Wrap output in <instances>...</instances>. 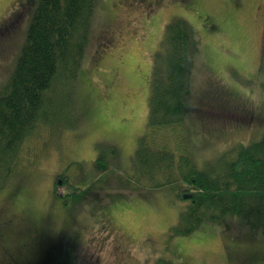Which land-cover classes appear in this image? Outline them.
Here are the masks:
<instances>
[{
    "label": "rangeland",
    "instance_id": "1",
    "mask_svg": "<svg viewBox=\"0 0 264 264\" xmlns=\"http://www.w3.org/2000/svg\"><path fill=\"white\" fill-rule=\"evenodd\" d=\"M38 3L0 0V91ZM176 25L188 108L152 124ZM88 29L74 78L46 92L53 123L36 121L0 178V264H264L253 217L200 220L199 206L180 224L202 180L264 131V0H94Z\"/></svg>",
    "mask_w": 264,
    "mask_h": 264
},
{
    "label": "trees",
    "instance_id": "2",
    "mask_svg": "<svg viewBox=\"0 0 264 264\" xmlns=\"http://www.w3.org/2000/svg\"><path fill=\"white\" fill-rule=\"evenodd\" d=\"M93 3L94 0H39L17 62L0 91V178L14 170L12 159L18 153V140L34 132L36 121L43 118L44 122L53 123L56 109L46 92L74 78L85 52ZM166 42V80L153 91L152 124L162 121L157 119V114L167 121L169 116L183 114L188 108V100L180 104V98L188 99L189 91L183 86V79L191 65L184 28L172 27ZM245 147L239 149V163L230 160L216 177L202 180L203 192L192 199L180 216L184 230H189L200 217L196 208L201 206L200 220L208 218L203 213L210 207L219 209L222 215L227 209L229 214L253 217L250 224L264 232V131ZM144 148L145 144L141 153ZM149 165L148 162L146 166ZM183 168L186 172L191 170L188 165ZM60 264L68 263L62 260Z\"/></svg>",
    "mask_w": 264,
    "mask_h": 264
}]
</instances>
